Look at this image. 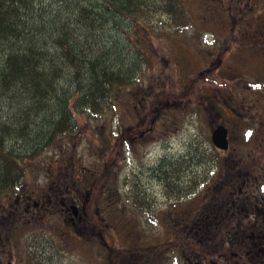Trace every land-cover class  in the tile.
I'll list each match as a JSON object with an SVG mask.
<instances>
[{"label":"rangeland","instance_id":"rangeland-1","mask_svg":"<svg viewBox=\"0 0 264 264\" xmlns=\"http://www.w3.org/2000/svg\"><path fill=\"white\" fill-rule=\"evenodd\" d=\"M180 2L187 26L175 29L162 15L161 23L149 27L146 62L117 97L113 111L90 118L76 115L75 130L36 153L19 186L0 194V238L7 234L6 248L0 243V264H120L116 260L126 255L127 234L142 232L146 218L136 205L139 189L131 190L129 183H156L143 170L156 153L176 159L182 183L189 185L190 176L196 175L197 187L190 189L195 196L219 175L223 158L225 165L251 162L259 166L256 170L264 169V0ZM217 123L228 129L227 150L220 151L210 140ZM149 124L159 137L135 139L137 153L129 138ZM195 147L204 152V161L181 158ZM113 152L114 160L106 162ZM57 173L71 182L83 174L89 189L81 194L87 210L92 217L97 210L104 218L98 224L104 231L101 242L92 236L88 243L80 242L69 223L48 212L37 222L17 219L15 192L38 198L48 191V176ZM113 184L115 200L109 201L103 191ZM171 194L170 199L179 195ZM33 233L36 241L30 238ZM33 248L35 256L30 254Z\"/></svg>","mask_w":264,"mask_h":264},{"label":"trees","instance_id":"trees-1","mask_svg":"<svg viewBox=\"0 0 264 264\" xmlns=\"http://www.w3.org/2000/svg\"><path fill=\"white\" fill-rule=\"evenodd\" d=\"M162 15L175 29L189 22L180 0H0V194L19 186L36 153L75 130L76 115L113 111ZM182 155L204 161L196 147ZM163 161L173 187L176 159Z\"/></svg>","mask_w":264,"mask_h":264},{"label":"flooded vegetation","instance_id":"flooded-vegetation-1","mask_svg":"<svg viewBox=\"0 0 264 264\" xmlns=\"http://www.w3.org/2000/svg\"><path fill=\"white\" fill-rule=\"evenodd\" d=\"M209 106L215 108L210 103ZM151 122L153 123L152 117ZM152 125L149 124L136 135L130 136L129 141L137 153L135 139L159 137L157 131L152 134ZM226 137L225 148L213 146L220 151L227 150L230 145L228 129ZM114 155V152L111 156L107 154L106 162L114 160ZM163 158V154L156 153L154 160L143 167L148 177L153 180L156 177L155 184L146 182L140 187L135 180L129 183L131 190L139 189L141 194V200L136 205L146 217L145 226L140 233L127 234L126 243L129 246L124 251L126 255L117 258L115 254L114 258L118 259L116 261L120 264H264V169L256 170L253 168L256 165L251 162L239 164L236 161L225 165L223 158L219 175L211 177L195 196V191H190L197 187L198 179L195 174L190 176L193 184L182 183L179 172L175 176L176 185L171 187L164 183ZM106 165L107 163L103 167ZM61 175L57 173L54 178L48 176L51 180L48 191L39 195V199L30 200L27 192L16 191L12 206L17 219L20 221L24 218L22 222H37L48 212L69 223L80 242L88 243L90 236L94 242L95 239L98 240L96 242H101L100 237L104 235V231L98 224L104 218L96 209L92 212L93 217L87 210V202L81 195L84 191H89L86 183H83V174L76 175L72 182ZM112 187L113 189L110 186V189L103 191V194L109 193L104 194L109 201L115 200L112 194L116 192V185ZM187 190L194 195L187 196L184 193ZM171 193L179 195L170 199L173 197L170 196ZM182 199L184 200L180 202ZM152 222L157 223V226L150 229ZM30 238L36 241L35 233ZM109 260L112 259L109 257Z\"/></svg>","mask_w":264,"mask_h":264},{"label":"water","instance_id":"water-1","mask_svg":"<svg viewBox=\"0 0 264 264\" xmlns=\"http://www.w3.org/2000/svg\"><path fill=\"white\" fill-rule=\"evenodd\" d=\"M227 129L222 123L215 124L210 131V140L212 144L219 148L227 146Z\"/></svg>","mask_w":264,"mask_h":264}]
</instances>
